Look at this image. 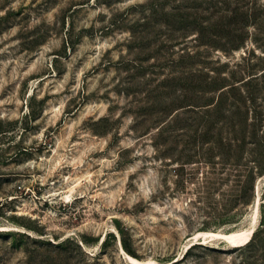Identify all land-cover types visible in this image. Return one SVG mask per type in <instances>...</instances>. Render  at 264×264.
<instances>
[{
    "label": "rangeland",
    "instance_id": "obj_1",
    "mask_svg": "<svg viewBox=\"0 0 264 264\" xmlns=\"http://www.w3.org/2000/svg\"><path fill=\"white\" fill-rule=\"evenodd\" d=\"M149 1L0 0V264H264V174L248 182L253 145L226 159L217 139L232 133L219 121L213 136L200 125L162 156L156 126L137 124L147 91L125 92L120 60ZM209 1L214 22L219 6L261 14L226 16L211 66L231 81L263 72L264 0ZM194 43L177 44L172 58ZM154 70L157 80L175 72ZM263 84L250 112L263 116L260 133ZM256 207L244 241L211 236L250 226Z\"/></svg>",
    "mask_w": 264,
    "mask_h": 264
},
{
    "label": "trees",
    "instance_id": "obj_2",
    "mask_svg": "<svg viewBox=\"0 0 264 264\" xmlns=\"http://www.w3.org/2000/svg\"><path fill=\"white\" fill-rule=\"evenodd\" d=\"M169 1L150 0L143 5L149 11L130 26L127 52L120 60L122 68L127 70L125 92L147 91L148 99L137 111V124L149 130L156 126L155 145L162 156H166L175 153L182 134L191 135L203 125V135L210 137L217 123L222 121L218 129L227 127L232 133L227 138L217 139L219 146L227 151L226 159L237 157L240 160V151L253 145L255 165L250 168L248 181L253 187L256 171L264 174V131L260 133L263 116L256 111V117L251 119L250 112L252 106L256 109L259 106L257 95L261 90L260 82L264 83V71L251 72L231 81V77L223 75V66H211L208 48L220 45L219 32L226 24V16L259 22L260 11L249 12L239 4L231 8L219 6L222 15L220 21L214 22L213 5L209 0H174L173 6L168 7ZM192 35L195 48L186 44L179 57L172 58L175 46ZM239 39L235 47H239L244 38ZM152 58L157 62H151ZM156 65L173 66L175 72L157 80ZM149 70L152 72L148 77ZM215 90L220 91L217 100L211 94ZM119 230L123 233L122 228ZM69 242H73L72 239L64 240L59 246ZM124 246L127 248L125 242Z\"/></svg>",
    "mask_w": 264,
    "mask_h": 264
},
{
    "label": "bare ground",
    "instance_id": "obj_3",
    "mask_svg": "<svg viewBox=\"0 0 264 264\" xmlns=\"http://www.w3.org/2000/svg\"><path fill=\"white\" fill-rule=\"evenodd\" d=\"M66 197L69 198V195H66ZM259 210L257 209V207L255 208V211H254V220L253 222L251 223L250 226H247V227H243V228H240L236 231H234L233 233L231 234H228V235H222V233H217V235L215 234H211V236H215L216 238L215 239H218V238H225L227 239L231 244H235V243H239V242H242L244 241L249 235H250V232L251 230L257 225L258 223V213ZM207 235V234H206Z\"/></svg>",
    "mask_w": 264,
    "mask_h": 264
}]
</instances>
